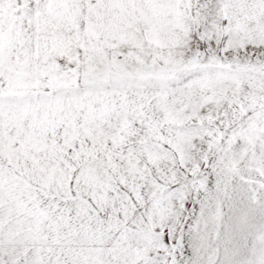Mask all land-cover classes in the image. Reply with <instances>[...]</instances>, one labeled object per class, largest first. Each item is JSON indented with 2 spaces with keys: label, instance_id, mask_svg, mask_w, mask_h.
Instances as JSON below:
<instances>
[{
  "label": "snow or ice",
  "instance_id": "6c2138e0",
  "mask_svg": "<svg viewBox=\"0 0 264 264\" xmlns=\"http://www.w3.org/2000/svg\"><path fill=\"white\" fill-rule=\"evenodd\" d=\"M0 264H264V0H0Z\"/></svg>",
  "mask_w": 264,
  "mask_h": 264
}]
</instances>
